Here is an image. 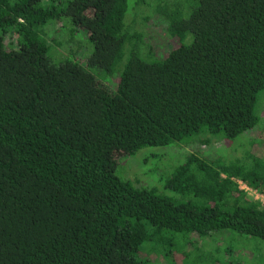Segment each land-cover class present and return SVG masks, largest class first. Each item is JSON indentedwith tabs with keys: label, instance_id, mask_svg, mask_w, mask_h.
Listing matches in <instances>:
<instances>
[{
	"label": "trees",
	"instance_id": "1",
	"mask_svg": "<svg viewBox=\"0 0 264 264\" xmlns=\"http://www.w3.org/2000/svg\"><path fill=\"white\" fill-rule=\"evenodd\" d=\"M63 27L87 32L85 64ZM263 105L264 0H0V264H177L196 237L264 240L239 184L264 193L258 139L231 159L195 150L165 191L117 173L146 147L234 140Z\"/></svg>",
	"mask_w": 264,
	"mask_h": 264
},
{
	"label": "rangeland",
	"instance_id": "2",
	"mask_svg": "<svg viewBox=\"0 0 264 264\" xmlns=\"http://www.w3.org/2000/svg\"><path fill=\"white\" fill-rule=\"evenodd\" d=\"M52 22L53 21L50 23ZM164 28L162 22L158 20L151 21L149 30L154 36L156 35L158 37L153 41L155 44L163 43L169 45L170 41L165 37ZM63 29L65 39L60 41V43H64L65 47L68 49L70 48L66 56L71 59H79L85 64L92 50L87 32L83 29H77L75 34H71L67 28L63 27ZM48 34L52 35V31H48ZM65 42H69L70 44ZM52 49L55 53L52 52ZM52 49L50 50L52 59L54 61H59L58 59L62 55V52L56 50L55 47ZM260 117V122L257 125H261L259 128L256 126L254 129L228 142L221 140L214 141L213 144L210 145H204L196 141L190 146L174 145L169 147L143 148L136 155L119 158L120 161H118L117 173L120 177L131 181L135 186H146L149 188H156L159 191H165L163 182L160 183V178L166 175L175 164L183 162L186 156L195 150H197L199 155L205 158L223 156L224 158L231 159L242 155L243 150H241L240 146L243 145V147L246 148L247 142H249L248 140L255 138L258 139V143L256 142L257 144L254 146L255 150L264 152V105L263 114L262 116L260 115ZM200 135V138L205 137L204 134ZM197 137H195V139ZM217 234L220 233H216V235ZM205 241L206 244L204 249L202 246L203 241L198 240L196 237L198 249L192 245L186 246L184 251L188 253L187 257H181V253L174 255L175 262L177 264H264V240L240 234H236L234 237L224 234L216 238H207ZM217 247H222L220 256H218L215 251ZM203 249L206 250L205 252H208L205 253L202 251ZM208 253H213L214 256L206 255ZM213 260H215V263H213ZM168 263V260L162 255H156L154 253L150 255L149 264Z\"/></svg>",
	"mask_w": 264,
	"mask_h": 264
},
{
	"label": "built area",
	"instance_id": "3",
	"mask_svg": "<svg viewBox=\"0 0 264 264\" xmlns=\"http://www.w3.org/2000/svg\"><path fill=\"white\" fill-rule=\"evenodd\" d=\"M239 184L241 189L245 190L255 200L261 202L264 205V193H262L259 189L247 185L243 181H239Z\"/></svg>",
	"mask_w": 264,
	"mask_h": 264
}]
</instances>
